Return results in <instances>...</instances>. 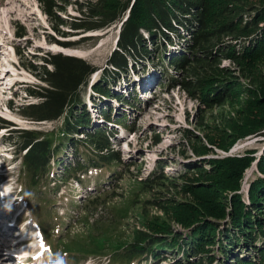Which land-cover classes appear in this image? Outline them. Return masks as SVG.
Listing matches in <instances>:
<instances>
[{"label": "trees", "instance_id": "trees-1", "mask_svg": "<svg viewBox=\"0 0 264 264\" xmlns=\"http://www.w3.org/2000/svg\"><path fill=\"white\" fill-rule=\"evenodd\" d=\"M39 1L49 17L55 15L54 0ZM60 1L67 4L66 0ZM82 9L88 12L81 18L84 23L73 21V29L105 28L123 19L127 12L116 49L109 59V64L113 65L105 74L110 76L109 79L115 80L136 58L150 59L151 47L154 49L153 58L160 60L165 58L162 49L167 42L175 39L181 45V52L166 60L181 79L173 77V74L168 78L175 82L181 80L182 86L210 111L212 123L207 124V117L203 114L199 124L203 131L213 132L217 129L216 124L232 126L234 121L225 116L224 110H214L226 102L236 101L244 91L252 92L251 106L262 103L253 97L259 96V89L243 85L240 77L231 74L229 65H222V61L242 63L241 69L250 72L249 60L253 57L258 59L257 55L264 52V0H255L246 6L242 0H86ZM53 19L58 25L64 24L58 15ZM86 22L92 23L85 27L84 24H90ZM44 60L46 65L38 77L48 87L35 92L42 100L37 104H27L23 114L34 121L61 120L60 128L49 134L40 130H17L15 133L19 140L17 154L22 159L19 181L24 192L39 201L32 212L37 214L47 236L52 224H46L48 212L43 208L57 200L56 189L48 184V174L53 171L51 163H54L53 157L59 149L63 154L68 147L76 150L81 146L90 148L91 151L73 165V171L78 175L114 160L116 153L110 141L112 135L109 130L112 129L90 128L91 115L82 105V91L93 69L84 61L79 63L77 58L61 53L47 54ZM254 74L255 83L264 84L263 71H253L250 76ZM242 77L248 78V75ZM93 88L101 95L108 92L106 86ZM26 90L30 91V88ZM101 115L109 121L108 110H103ZM246 121L244 126L228 131L225 143L219 148L226 151L233 141L241 137L264 134V112H257ZM2 123L6 122L0 118ZM77 133L86 138H74ZM194 138V155H207V150H210L207 148L208 138L204 137V141L199 136ZM59 144L61 147L58 149ZM252 152L219 157L212 161L214 167L211 169H204L198 162L196 165L188 162L185 180H182L185 175H165L162 168L158 173L150 172L144 176L145 180L139 179V192L154 191L157 195L142 200L143 205L141 201V211L136 214L140 220L139 228L134 227L129 235L123 236L115 233L113 221L100 232H94L92 224L93 233L80 234L67 242L64 240L62 252L74 260L78 256L107 255L113 264H140L150 259H153V264L160 260L166 264H264V151L258 159ZM252 164L262 176L249 183L246 201L239 190L244 172ZM70 174V170L62 168L60 180H68ZM114 175L115 181L119 182L121 173ZM177 193L188 197V200L174 199ZM94 199L89 201L94 202ZM133 203L135 207L137 203ZM146 207L162 209L165 218L148 217L144 214ZM130 209H124L119 219L127 217ZM169 213L173 218L171 224L175 221L178 225L168 222ZM225 219L227 226H220L218 222ZM215 251L220 255L218 259Z\"/></svg>", "mask_w": 264, "mask_h": 264}, {"label": "rangeland", "instance_id": "rangeland-1", "mask_svg": "<svg viewBox=\"0 0 264 264\" xmlns=\"http://www.w3.org/2000/svg\"><path fill=\"white\" fill-rule=\"evenodd\" d=\"M66 1L67 4L60 0H54L53 11L64 21L63 25H58L57 21L53 19L55 15L49 17L39 0H0V117L8 121V126L0 131V138L3 137L0 139V195L7 194V198L0 202V218H4V214L9 219L5 218L9 223L1 225V230L6 231V236L0 237V264H17L12 261L22 257L21 254H25L26 251L23 248L15 249V243L25 241V238L21 236L23 231L22 233L19 231L22 220L26 225L25 230L28 228L34 233H38L37 227L33 224L37 218L31 211L36 210V206L40 203L32 195L24 192L23 184L19 181L21 158L16 155L19 140L16 139L15 130H40L44 134H49L60 128L61 120L34 121L23 114L27 104H37L42 100L35 92H41V88L48 87L38 80L39 72L46 65L44 59L47 54L61 53L64 56L77 58L79 63L84 61L89 65L93 72L86 82L87 86L82 91V105L86 107L87 111V107H90V111L93 112L92 105L87 104L86 106L85 104L90 98L95 103L98 102L100 106L110 104V108L113 109V115L110 116L111 121L114 120L113 117L117 120L123 117L116 116L125 114L127 125L132 127L131 130H126L111 121L108 122L106 118V127L116 133L113 138L115 142L113 149L119 154L123 166H114V162L108 164V167L114 166L113 169L121 173L122 178L119 182L115 181L116 177L110 178L111 173H105L109 168L102 171L100 177L103 178V182L100 183L99 188L106 191H103L101 195L98 193V196H90L94 194V191L89 194V189L95 186L94 178L98 175L94 171H90L82 177L81 182L71 179L62 183L60 164L74 158L71 148H67L63 154H61L62 149L57 153L58 161L54 163V171L48 176V181L51 183L50 185L54 183L59 186L56 190L57 204H53L55 206L53 210H57L56 215L62 218L54 225V228L48 229L46 236L47 241L54 248L62 249L59 247V239L64 242L63 238L73 239L80 234L93 233L87 222L88 218L89 222L94 225V232H100L102 228L108 226L110 221L114 222L115 233H120L123 236L129 235L134 227L139 228L140 220L136 214L141 211V206H139L141 201L152 195H157L154 191L141 194L139 179L145 180L144 175L146 176L150 172L158 173L160 166L165 175L181 174L185 175V178L182 177L184 178L182 180H185L188 162H193L195 165L198 162L204 169H211L214 167L212 161L219 157L239 156L246 151H253L252 154L258 159L264 151V134L247 135L236 141H231L232 143L226 151L219 148V145L225 143L224 138L228 131L234 127L237 129L244 126L247 123L246 120L257 112H264V84L260 86L255 83V74L250 76L251 72L260 69L264 73L262 70L264 69V52L257 55L258 59L253 57L249 60L250 72L241 69L242 63L232 64L228 60L222 61V65H229L231 74L240 77L243 85L259 89V96L253 97L260 99L262 103L259 105L254 103V106H251L252 92L244 91V94L236 101L226 102L224 106L214 110L215 112L224 110L225 116L234 121L232 126L216 124L217 129L213 132L203 131L199 124L203 114L207 117L206 123L209 125L212 123L209 119L210 111H207L206 106L182 86L181 80L175 82L174 80L169 81L168 78L169 74H173V77L181 79L174 72L173 66L169 64L168 66L166 61L181 52V45L175 39L167 42L162 49L165 52V58L160 60L153 58L154 49L151 47L150 59L136 58V61L129 63L126 71L122 72L115 80L109 79L110 76L105 74L113 67L112 64H109V59L116 49V40L124 18L105 28L86 29L82 27V30H76L73 29L72 23L73 21L84 23V19L81 18H84L83 15L88 13L82 9L86 0ZM253 1L255 0H242V4L246 6ZM77 18L79 20H76ZM86 21L93 20L87 19ZM86 23L90 24H84L85 27L91 25L92 22ZM19 32L22 34H18ZM248 55L246 54V56ZM133 63L135 67H133ZM245 63L247 62L245 61ZM164 70L166 74L163 73ZM245 75H248V78L242 77ZM125 80H130L133 83L131 86H122V94L132 93L134 95H128V106L121 107L118 103V105L112 103L114 99L110 97L107 100H102L103 95H99L92 87V85L97 87L104 85L109 91L113 84ZM162 85L164 86L161 87ZM26 88H30V91H27ZM131 89L132 92H130ZM105 109L102 107V110ZM90 122L93 123L94 120L91 118ZM92 125L102 127L104 124L101 119L96 117ZM195 136H199L203 141L204 137L208 138L207 148L210 150H207L209 151L207 155L197 157L192 152ZM75 137L80 139V135ZM60 147L61 145H58V149ZM205 159L206 161H204ZM259 176L262 175L258 172L255 164H252L244 172V184L240 190L244 200L247 201L249 183ZM89 180H92L93 184L88 188L80 184ZM208 186L210 185L207 184ZM93 197L95 198L94 202H90L89 200ZM174 199L186 201L188 197L177 193ZM134 201L137 203L135 207ZM6 203L11 209L10 211L5 210ZM169 204H167L168 207ZM128 207L131 208L128 216L119 219L123 210H127ZM133 207L134 209H132ZM82 210H86L88 214L84 220L85 214L81 212ZM144 214L154 219L165 218L162 209L157 207H146ZM169 218L168 222L171 224L173 218L170 213ZM119 220L120 223H118ZM62 222H64L63 225ZM51 223L53 220H48V224ZM171 225L176 226L177 224L174 221ZM224 225L227 226V221ZM30 248L31 245L28 249ZM20 250L22 252H19ZM52 251L50 246L48 249L39 237L36 248H32L30 251L31 257L23 255V258L29 257L33 264H55L57 254H53ZM217 252L215 251L214 254L218 259L220 255ZM73 254L76 255V252H72ZM87 257L92 258L84 264H113L112 260L110 259L108 262V258L105 256L90 255ZM232 258L233 256L230 260ZM50 259L54 263L49 262ZM81 259L84 262L86 257L83 256ZM101 260H104L105 263L100 262ZM80 262L82 261L78 263L80 264Z\"/></svg>", "mask_w": 264, "mask_h": 264}, {"label": "clouds", "instance_id": "clouds-1", "mask_svg": "<svg viewBox=\"0 0 264 264\" xmlns=\"http://www.w3.org/2000/svg\"><path fill=\"white\" fill-rule=\"evenodd\" d=\"M5 210L6 211H10L11 210L10 208H8L7 203L5 204ZM55 264H64V258L62 256H60L59 253L57 254V259L55 261Z\"/></svg>", "mask_w": 264, "mask_h": 264}, {"label": "water", "instance_id": "water-1", "mask_svg": "<svg viewBox=\"0 0 264 264\" xmlns=\"http://www.w3.org/2000/svg\"><path fill=\"white\" fill-rule=\"evenodd\" d=\"M259 136V135H258ZM244 176H243V178H242V180H241V186H240V190L242 189V186H243V184H244ZM239 190V191H240ZM226 222V219L224 220V221H221V222H218L219 223V225L220 226H224V223ZM178 225V224H177ZM177 227H179V226H177Z\"/></svg>", "mask_w": 264, "mask_h": 264}, {"label": "bare ground", "instance_id": "bare-ground-1", "mask_svg": "<svg viewBox=\"0 0 264 264\" xmlns=\"http://www.w3.org/2000/svg\"><path fill=\"white\" fill-rule=\"evenodd\" d=\"M1 84V83H0ZM4 201V200H3ZM4 211V210H3Z\"/></svg>", "mask_w": 264, "mask_h": 264}]
</instances>
